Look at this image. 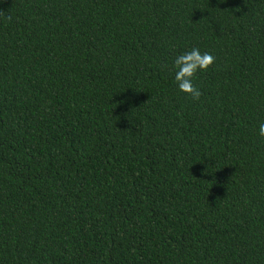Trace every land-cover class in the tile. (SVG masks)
<instances>
[{"label":"trees","instance_id":"trees-1","mask_svg":"<svg viewBox=\"0 0 264 264\" xmlns=\"http://www.w3.org/2000/svg\"><path fill=\"white\" fill-rule=\"evenodd\" d=\"M261 123L264 0H0V264H264Z\"/></svg>","mask_w":264,"mask_h":264},{"label":"clouds","instance_id":"clouds-1","mask_svg":"<svg viewBox=\"0 0 264 264\" xmlns=\"http://www.w3.org/2000/svg\"><path fill=\"white\" fill-rule=\"evenodd\" d=\"M215 61V57L210 53H203L199 49L193 48L190 52L179 56L175 61L177 68L176 80L181 92L187 93L195 99L200 96L199 89L192 80L198 71L207 70ZM259 135L264 137V123L259 125Z\"/></svg>","mask_w":264,"mask_h":264}]
</instances>
